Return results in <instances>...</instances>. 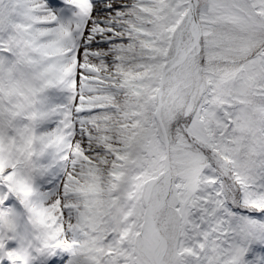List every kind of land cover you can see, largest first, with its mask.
Returning a JSON list of instances; mask_svg holds the SVG:
<instances>
[{"label": "snow or ice", "instance_id": "obj_1", "mask_svg": "<svg viewBox=\"0 0 264 264\" xmlns=\"http://www.w3.org/2000/svg\"><path fill=\"white\" fill-rule=\"evenodd\" d=\"M0 264H264V0H0Z\"/></svg>", "mask_w": 264, "mask_h": 264}]
</instances>
